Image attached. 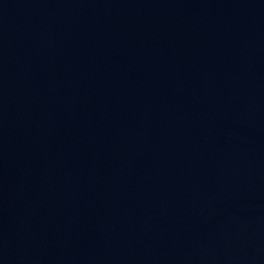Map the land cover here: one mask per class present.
I'll list each match as a JSON object with an SVG mask.
<instances>
[{"label":"water","instance_id":"water-1","mask_svg":"<svg viewBox=\"0 0 264 264\" xmlns=\"http://www.w3.org/2000/svg\"><path fill=\"white\" fill-rule=\"evenodd\" d=\"M0 264H264V0H0Z\"/></svg>","mask_w":264,"mask_h":264}]
</instances>
